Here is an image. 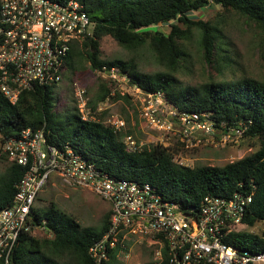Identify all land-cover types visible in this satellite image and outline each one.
Masks as SVG:
<instances>
[{
  "label": "trees",
  "instance_id": "1",
  "mask_svg": "<svg viewBox=\"0 0 264 264\" xmlns=\"http://www.w3.org/2000/svg\"><path fill=\"white\" fill-rule=\"evenodd\" d=\"M64 2L68 0H52ZM86 7L93 23L91 37L73 42L65 71L74 73L80 60L90 70L116 67L131 86L145 94H160L165 103L183 113H197L209 120L213 130L229 133L242 140L255 141L257 150L224 167H185L173 161L176 148L160 144L126 150L122 138L132 131L114 132L104 122L106 112L96 106L120 97H111L108 81H100L95 101H88L94 120H82L70 89L65 90L68 105L62 108L56 87L34 88L21 93L11 104L0 93V142L17 136L24 129H44L48 143L69 145L103 173L119 179L149 183L166 199L197 211L207 196L228 197L235 192L252 195L243 224L253 228L264 222V80L241 78L209 79L197 86L184 85L176 78L179 60L185 57V43L198 32L201 54L206 65L220 70L229 68L222 47L220 29L209 22L192 20L190 12L217 6L252 24L264 44V0H77ZM168 25V34L149 28ZM112 38L126 50L148 44L158 63L167 70L154 74L138 71L132 61H106L101 58L100 44ZM222 63V64H221ZM109 84V85H108ZM125 100V98H122ZM133 136V135H132ZM6 161L7 159L1 154ZM8 162V161H7ZM0 175V208L8 206L24 170L8 162ZM38 198V197H37ZM33 226H42L47 238L30 233L20 235L10 255L9 264H95L88 255L90 246L105 232L107 213L98 229L82 227L53 202L32 209ZM226 244L237 249L264 251V230L258 235L249 231L230 234ZM115 256L103 264H119ZM0 264L3 262L0 261ZM151 264V263H147Z\"/></svg>",
  "mask_w": 264,
  "mask_h": 264
},
{
  "label": "built area",
  "instance_id": "2",
  "mask_svg": "<svg viewBox=\"0 0 264 264\" xmlns=\"http://www.w3.org/2000/svg\"><path fill=\"white\" fill-rule=\"evenodd\" d=\"M92 29L85 5L77 0H0V93L15 104L24 91L60 84L72 43L91 37ZM94 74L113 85L128 81L116 67L103 66ZM132 87L143 118L163 135L177 137L180 147L188 149L195 136L214 131L199 114L183 113L160 94ZM85 96L82 88L76 89L78 112L82 120H94ZM104 123L114 132L125 133L120 119ZM122 141L129 152L144 147L129 134ZM0 147L8 162L24 170L13 200L0 208L3 264H9L21 234L45 231L44 223L33 226L31 215L37 197L53 178L64 188L88 190L110 205L107 229L88 250L95 264L108 262L110 256L126 262L134 255L142 257L139 263L147 260L144 264H264V251L237 249L225 242L230 234L248 229L243 219L252 195L240 191L228 197L207 196L197 211L184 209L149 183L112 177L71 146L48 143L43 128L24 129L3 139ZM180 153L174 154L173 161Z\"/></svg>",
  "mask_w": 264,
  "mask_h": 264
},
{
  "label": "rangeland",
  "instance_id": "3",
  "mask_svg": "<svg viewBox=\"0 0 264 264\" xmlns=\"http://www.w3.org/2000/svg\"><path fill=\"white\" fill-rule=\"evenodd\" d=\"M188 17L192 20H202L217 26L222 32V47L226 59L231 62L229 68L216 65L210 67L205 64L201 47L199 44L198 32L194 31L192 38L185 43V57L179 60V67L175 73L176 78L184 85L197 86L205 83L210 78L218 80H233L241 78H255L264 80V44L255 27L231 12H222L215 5L197 11L190 12ZM152 31H159L168 34L170 28L168 25H159L149 28ZM101 58L106 61L120 59L123 61H132L138 71L144 74H154L166 71L161 66L154 53L150 50L148 44L134 50H126L119 46L112 38L106 36L100 44ZM222 64V63H221ZM79 68L72 73L66 70L63 79L56 87V97L62 108L68 105L65 98V90L70 89L73 94L77 88L85 91V98L88 101H95V96L99 91L101 77L94 74L89 68V64L80 60L77 65ZM105 81V80H104ZM120 81L118 84H108L111 97L119 95L122 98L113 101H106L97 104L96 108L101 112H106V123L110 119H120L125 123V131H132L133 137L144 146L156 144L167 145L169 148H177L181 151L180 155L174 157V161L182 166L195 168L199 166L224 167L225 165L246 157L257 150L255 141L242 140L240 137H234L229 133L222 134L214 130L210 135L199 134L193 138V144L188 149L180 147L181 142L173 135H163L156 128L152 127L143 118L140 108L139 96L128 81ZM75 100V98H74ZM89 107V106H88ZM90 109V108H89ZM91 111V110H90ZM92 114V113H91ZM177 129H175V133ZM170 140L166 143V141ZM200 141V143L196 141ZM165 143V144H164ZM165 145V146H166ZM180 156V157H179ZM8 162L1 157L0 147V175H2L8 166ZM53 202L61 211L75 219L82 227H91L98 229L104 216L109 213L110 205L88 190H73L64 188L60 181L53 178L45 189L40 193L36 200L35 207L43 208ZM264 226L259 223L253 228L245 231L260 235ZM32 235L37 238H47L48 235L43 231L35 230ZM126 262L119 264H144L147 262L142 257L134 255Z\"/></svg>",
  "mask_w": 264,
  "mask_h": 264
}]
</instances>
